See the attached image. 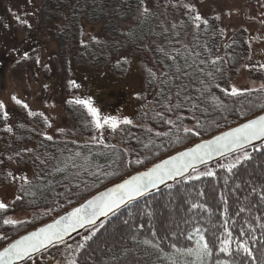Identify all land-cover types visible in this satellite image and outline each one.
<instances>
[{
    "label": "trees",
    "instance_id": "trees-1",
    "mask_svg": "<svg viewBox=\"0 0 264 264\" xmlns=\"http://www.w3.org/2000/svg\"><path fill=\"white\" fill-rule=\"evenodd\" d=\"M171 2L45 0L41 3L37 28L51 25L57 18L64 19L55 32L64 58L72 44L77 46L76 62L95 67L111 64L120 75L127 62L121 51L131 49L150 52L161 70L144 78L145 85L152 89L149 105L140 107L132 119L113 120L116 127H107L105 138L96 134L97 121L89 108H84L85 117L80 119L77 110L83 107L76 108L71 100L66 109L73 112L78 134L67 131L64 138L36 132L18 123L9 132L8 126H4L7 120L0 112L1 132L7 139L3 150L8 154H2L0 159V183L12 159L19 164L27 160L32 168L31 175L19 185L18 197L0 209V233L4 227L17 230L16 225L12 227L1 221L2 214L23 207L35 211L32 218L36 223L42 222L127 173L264 109L261 91L248 89L232 95L223 85L246 47L243 29H236L224 50L218 53L217 18L207 15L196 20L181 10L180 3L178 6ZM169 4L171 10L167 9ZM85 17L101 21L103 34L83 41L78 25ZM133 119H138V123L134 124ZM8 133L12 134L10 138ZM245 151L246 160L239 159L225 167L205 166L203 173L191 174L130 202L85 229L72 239L77 241L73 249L76 264H114L113 260L115 264L123 261L127 264H264L261 189L264 180L257 190L254 188L256 191L241 192L243 185L251 189L245 183L250 175L254 181L264 177V167L243 171L248 163L264 154V143ZM228 185L230 189H226ZM215 195L218 204L212 203ZM172 196H176L175 202ZM237 196L244 198L243 201L236 200ZM255 196L263 200L261 204ZM161 199L180 203L182 211H178L177 217L193 213L192 219L181 221L176 228L165 227L164 219L152 217ZM132 225L136 227L131 228ZM156 227H159L157 231ZM111 228L114 235L98 241ZM204 243L208 245V254L197 257L187 253L188 249ZM241 245L247 246L251 255ZM223 248L228 251H222Z\"/></svg>",
    "mask_w": 264,
    "mask_h": 264
},
{
    "label": "rangeland",
    "instance_id": "rangeland-1",
    "mask_svg": "<svg viewBox=\"0 0 264 264\" xmlns=\"http://www.w3.org/2000/svg\"><path fill=\"white\" fill-rule=\"evenodd\" d=\"M44 1L0 0V104L3 105L0 107V112L7 120V124L4 126H8L9 132L13 130V124L18 123L53 137L64 138L63 136L67 131H73L77 135V127L73 122V112L68 113L66 109L68 100H71L76 108L83 107V110H77L80 119L85 117L84 108H89L88 105L96 110V115L93 116L101 125L96 128V134L105 138L107 136L105 129L107 127L113 129V120L132 119L140 107L149 105L148 96L152 89L145 85L144 78L146 75L158 74L161 69L150 52L131 49L121 51V55L127 62L120 75L117 74L115 67L111 64L95 67L81 61L76 62L74 54L77 46L72 44L67 49V57L64 58L59 52L60 44L55 35V32L63 25L64 19L60 17L55 19L51 25L36 27L35 23L40 19L38 15L39 6ZM172 1L176 2L178 6L180 3L181 10L193 18L196 16L201 18L207 15H214L217 18L216 29L219 30L217 36L219 40L216 51L218 53L224 50L236 29H243L246 47L233 70L228 72L223 85L231 91L233 88L238 91L252 89L264 94V0ZM170 7L169 4L167 9L171 10ZM102 25L99 20L91 21L85 17L78 25L80 37L83 41H87L102 35ZM114 56L117 59L121 58L116 54ZM77 100L87 101L88 104H78L76 103ZM262 111L264 109L257 113ZM133 123L137 124L138 119H133ZM2 129L0 126V159L3 158L2 154L8 156L3 150L7 139L3 137ZM76 135L74 137L77 139L81 138L80 135ZM8 136L10 138L12 134L9 135L8 133ZM31 144H34V141ZM261 144L237 151L212 164L223 167L229 166L235 163L238 157H243L247 153L245 150ZM21 147V145L18 146L19 149ZM9 162L5 169L4 180L0 183V203L6 206H9L18 197L19 185L32 173V168L27 160L23 164H19L13 159ZM259 166L264 167V154H260L255 160L248 163L245 166L247 168H244L243 171L249 172L250 168ZM204 167L194 170L188 176L203 173L206 171L202 169ZM262 180L264 177L254 181L250 175L249 178L245 179V183L249 187L251 186V189H246L243 185L241 192L254 191V188L257 190L259 184L263 182ZM225 187L230 189L231 186ZM261 189L264 193V187ZM215 192L217 194V188ZM186 196L188 199L193 198L189 195ZM239 197L237 196L236 200L243 201L244 198ZM172 200L175 202L176 196H172ZM172 200L161 199L158 203L160 205L153 211L152 215L155 220L157 217L159 220L164 219L167 225L165 227L169 229L176 228L181 225V221L190 220L193 217V213L182 216V212L177 217L178 211H182V207L180 203H174ZM256 200L260 204L263 201L259 197ZM212 203H219V198H216V195ZM34 214L35 211L23 207L2 214L1 221L3 223L5 220L23 223L9 224L12 227L16 225V231L4 227L0 233V237H4V239H0V247L19 234L52 218L51 216L42 222L39 221L40 223H36V219L32 218ZM130 227L134 228L136 225ZM158 228L156 227V231ZM113 229H108L98 241L104 237H112L115 233ZM72 239L52 246L23 264H73L75 262L73 249L76 248L77 241ZM3 241L4 244L1 243ZM113 261L115 264L116 261ZM121 264H127V262L123 261Z\"/></svg>",
    "mask_w": 264,
    "mask_h": 264
},
{
    "label": "snow or ice",
    "instance_id": "snow-or-ice-1",
    "mask_svg": "<svg viewBox=\"0 0 264 264\" xmlns=\"http://www.w3.org/2000/svg\"><path fill=\"white\" fill-rule=\"evenodd\" d=\"M146 11V10H145ZM196 20L200 17L196 16ZM207 23V21H205ZM214 63V62H213ZM238 90L236 88L232 89V95H237ZM15 99V98H14ZM19 103V101H17ZM78 104H88L87 101L77 100ZM89 111L96 115V110L90 105ZM0 107H3L0 104ZM26 107V105H25ZM124 123H131V121L124 120ZM101 125L97 121V127ZM112 127H116V123L113 122ZM185 131H189L185 129ZM264 137V116H260L258 119L250 120L248 123L243 124L241 127L233 129L231 132H227L222 136L216 137L212 141L206 142V145H197L195 149H190L187 152L180 153L174 160H180L183 157H190L189 161H185L179 167L175 164L172 167H167L170 161H165L163 164L156 165L153 169L140 174L139 176H134L130 180L124 181V183L117 185L114 189L110 190L109 194H104L102 196L96 197L95 200L89 201L90 211L81 215V209L77 208L74 210L72 217L74 220H70L67 223H62L57 221L56 225H48L46 228L39 229L38 232H32L26 236L21 237L19 240L8 243L3 250H0V264H13L15 260H21L24 257H28L32 252L37 251L39 248L45 247L46 243H52L54 240L62 239V234L66 233L69 228L75 226V224L81 223L82 221H87L90 224H95V219L99 216H105L108 212L112 211L119 204L125 201L132 200L135 196L144 194L149 190L150 187H155L156 182L159 181L163 183L164 179L168 176L175 174H180L182 169H186L191 166V160H200L203 156L200 154V149H206L203 155L210 156L212 152H221L222 150H231L236 148H241L244 144L249 143L253 139H258ZM50 139V137H49ZM239 159H248L247 153L243 157H238ZM140 163V161H136ZM212 175V173H208ZM6 205L0 203V209L5 208ZM6 224L23 223L13 220H5ZM198 231V230H197ZM4 239V237H0ZM145 243H150L145 241ZM245 252L251 255L250 250L245 245H241ZM208 245L204 243L202 246H198L195 249H188L187 253L189 255H195L200 257L201 255L208 254ZM222 251H228L227 248H223ZM75 264V262H73Z\"/></svg>",
    "mask_w": 264,
    "mask_h": 264
},
{
    "label": "water",
    "instance_id": "water-1",
    "mask_svg": "<svg viewBox=\"0 0 264 264\" xmlns=\"http://www.w3.org/2000/svg\"><path fill=\"white\" fill-rule=\"evenodd\" d=\"M260 116H264V111L255 114L252 117H249L248 119H245L235 125L229 126L221 131H218L208 137L199 139L197 141H195L192 144H189L185 147H182L172 153H169L161 158H158L157 160H155L154 162L150 163L149 165L145 166L142 169L136 170L134 172H131L127 175H125L124 177H122L119 180H116L100 189H98L97 191L93 192L92 194H90L89 196L85 197L84 199H82L81 201L77 202L76 204L70 206L69 208L65 209L64 211H62L61 213L55 215L54 217H52L51 219H49L48 221L36 226L35 228H32L24 233L19 234L18 236L12 238L11 240H9L8 242H6L3 246L0 247V250H3L4 247H6L8 245V243L10 242H14L16 240H19L21 237L26 236L32 232H38L39 229L41 228H46L48 225H56L57 221H61V218H64V220L62 221V223H67L70 220H74L75 217H72L70 214H72L74 212L75 209L79 208L81 209V215L83 216L85 213L90 211L89 208V201H93L95 200L96 197L102 196L104 194H109L110 190L114 189L117 185L124 183V181L126 180H130L132 177L134 176H139L142 173H145L147 171H149L150 169H153L156 165L158 164H163L165 161H170L169 165H167V167H172L173 164H175L176 166H180L182 163H184L185 161H189L190 157H183L180 160H174V157H177L180 153L183 152H187L190 149H195L197 145H206V142L208 141H212L214 140L216 137L218 136H222L227 132H231L233 129L241 127L243 124L248 123L250 120H255L258 119ZM264 142V137H260L258 139H253L251 140L249 143L244 144L241 148H236V149H231V150H222L221 152H212L210 156L208 155H203L206 149H200V154L203 156L202 159L200 160H191V166L187 167L186 169H182L180 174H175L173 173V175L168 176L164 179L163 183H160L159 181L156 182V186L155 187H150L149 190L147 192H145L142 195L139 196H135L132 200L130 201H125L124 203L119 204L118 207H115L112 211L108 212L107 215L105 216H99L98 218H94L95 219V224H90L87 221H82L81 223L75 224L74 227L69 228L68 231L66 233L62 234V239L59 240H54L52 243H46L45 247L39 248L37 251L32 252L28 257H24L21 260H15L13 261V264H23L26 261H28L30 258L48 250L49 248H51L52 246L59 244L61 242L64 241H68L72 238H74L75 236L83 233V231L87 228L93 227L95 225H97L98 223H100L101 221H103L104 219H106L107 217H109L111 214H113L114 212H116L117 210L123 208L124 206H126L127 204H129L130 202L136 201L140 198H142L145 195L157 192L159 190H161L162 188H164L167 185L173 184L174 182L181 180L182 178L188 176L192 171L210 165L214 162H217L219 160H221L222 158L231 155L237 151L246 149L248 147H252L255 146L257 144H261Z\"/></svg>",
    "mask_w": 264,
    "mask_h": 264
},
{
    "label": "bare ground",
    "instance_id": "bare-ground-1",
    "mask_svg": "<svg viewBox=\"0 0 264 264\" xmlns=\"http://www.w3.org/2000/svg\"><path fill=\"white\" fill-rule=\"evenodd\" d=\"M171 201V200H170Z\"/></svg>",
    "mask_w": 264,
    "mask_h": 264
}]
</instances>
